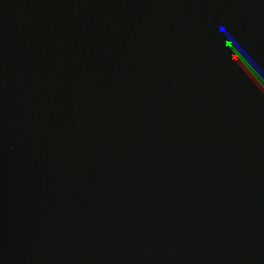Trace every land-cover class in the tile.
Segmentation results:
<instances>
[{"label": "water", "instance_id": "95a60500", "mask_svg": "<svg viewBox=\"0 0 264 264\" xmlns=\"http://www.w3.org/2000/svg\"><path fill=\"white\" fill-rule=\"evenodd\" d=\"M0 264H264V0H0Z\"/></svg>", "mask_w": 264, "mask_h": 264}]
</instances>
